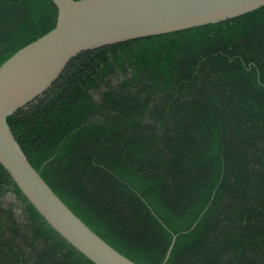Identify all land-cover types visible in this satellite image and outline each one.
Listing matches in <instances>:
<instances>
[{"label":"trees","instance_id":"16d2710c","mask_svg":"<svg viewBox=\"0 0 264 264\" xmlns=\"http://www.w3.org/2000/svg\"><path fill=\"white\" fill-rule=\"evenodd\" d=\"M57 19L52 0H0V66ZM7 121L55 193L136 263L161 264L179 234L166 264H264V6L83 51ZM8 192L20 212L0 203V264H95L0 164Z\"/></svg>","mask_w":264,"mask_h":264},{"label":"water","instance_id":"95a60500","mask_svg":"<svg viewBox=\"0 0 264 264\" xmlns=\"http://www.w3.org/2000/svg\"><path fill=\"white\" fill-rule=\"evenodd\" d=\"M52 1L58 8L56 26L0 66V164L48 224L89 260L138 264L105 241L55 193L17 142L7 117L41 96L83 51L224 21L264 6V0ZM178 235H173L161 264L170 258Z\"/></svg>","mask_w":264,"mask_h":264},{"label":"rangeland","instance_id":"374dc122","mask_svg":"<svg viewBox=\"0 0 264 264\" xmlns=\"http://www.w3.org/2000/svg\"><path fill=\"white\" fill-rule=\"evenodd\" d=\"M0 203L1 204H4V205H11L14 203V205L16 206L17 204V212L19 213L20 212V209H19V205H18V202L16 200V197L15 195L12 193V192H8L6 193L1 199H0Z\"/></svg>","mask_w":264,"mask_h":264}]
</instances>
